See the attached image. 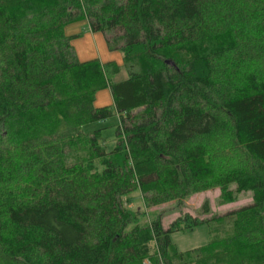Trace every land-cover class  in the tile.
Wrapping results in <instances>:
<instances>
[{
  "label": "trees",
  "instance_id": "trees-1",
  "mask_svg": "<svg viewBox=\"0 0 264 264\" xmlns=\"http://www.w3.org/2000/svg\"><path fill=\"white\" fill-rule=\"evenodd\" d=\"M81 20L121 66L77 60L64 28ZM104 89L113 108L93 105ZM115 115L106 152L101 130L82 126ZM213 189L221 205L251 202L166 230L159 218L139 226L122 203L136 190L148 209ZM204 224L206 245L171 244ZM146 259L264 264V0H0V264Z\"/></svg>",
  "mask_w": 264,
  "mask_h": 264
},
{
  "label": "rangeland",
  "instance_id": "rangeland-1",
  "mask_svg": "<svg viewBox=\"0 0 264 264\" xmlns=\"http://www.w3.org/2000/svg\"><path fill=\"white\" fill-rule=\"evenodd\" d=\"M120 30H115L114 34H109V39L116 35H121ZM120 51V50H119ZM121 53V52H120ZM122 54V53H121ZM125 74H121L118 79H123ZM117 116H112L101 122H94L82 126L84 133H89L95 130H101V145L106 152L113 150L115 146V129L118 125ZM247 194H241L239 199L235 203L221 205L218 203L219 190L213 189L210 191L198 193L193 196L192 200H184L182 203L176 201L163 204L157 207L145 208L141 195L138 190L131 191L122 197V203L125 208L130 209L135 215H137V223L139 226L144 227L149 225L153 220L159 218L162 228L170 225L179 217H183L185 214L191 213L198 219L207 220L210 218L224 217L228 213L237 211L243 206H247L251 202V198ZM208 202L209 213L203 214L202 208ZM187 203V204H186ZM199 210V211H197ZM133 225L128 226L127 231L132 228ZM171 244L174 245L181 252L194 250L204 245L207 241L205 227L195 228L193 231L175 232L170 235ZM141 264H150L149 260H143Z\"/></svg>",
  "mask_w": 264,
  "mask_h": 264
},
{
  "label": "crops",
  "instance_id": "crops-1",
  "mask_svg": "<svg viewBox=\"0 0 264 264\" xmlns=\"http://www.w3.org/2000/svg\"><path fill=\"white\" fill-rule=\"evenodd\" d=\"M64 34L66 37L71 38L69 44L71 46V49L75 57L77 58L79 62L98 60L101 64L115 63L118 66L122 65L123 56L120 53V51L110 50L108 48L107 41H106L104 34L101 32H93L87 20H81V21H77V22L66 25L64 28ZM93 105L95 108H103V107L113 108L114 103H113L110 90L104 89V90L97 92L95 95V100H94ZM193 196L189 200H192ZM189 214L193 216L191 213ZM168 227H169V224L166 227L164 226L163 229L166 230ZM198 227H205L206 229L207 241L204 244L206 245L210 238L209 229L207 225L205 224L200 225Z\"/></svg>",
  "mask_w": 264,
  "mask_h": 264
}]
</instances>
